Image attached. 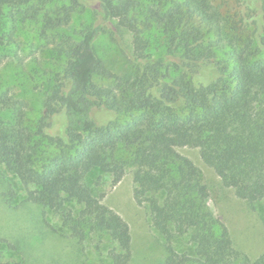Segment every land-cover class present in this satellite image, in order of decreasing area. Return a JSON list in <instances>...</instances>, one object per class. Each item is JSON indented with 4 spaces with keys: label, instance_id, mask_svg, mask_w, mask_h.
<instances>
[{
    "label": "trees",
    "instance_id": "1",
    "mask_svg": "<svg viewBox=\"0 0 264 264\" xmlns=\"http://www.w3.org/2000/svg\"><path fill=\"white\" fill-rule=\"evenodd\" d=\"M234 1L245 9L238 21L215 0H0V27L37 23L42 48L63 60L34 126L29 104L0 90V166L76 241L108 237V264L131 263L132 235L86 184L93 169L112 187L132 171L134 199L164 239L159 264H264V253L250 259L236 248L202 170L180 151L197 149L239 199L264 201V0ZM152 29L165 38L156 56L144 37ZM117 31L132 36L129 73H116L100 44ZM101 108L115 115L106 124L94 117ZM3 197L14 207L12 187ZM186 236L191 255L174 246Z\"/></svg>",
    "mask_w": 264,
    "mask_h": 264
},
{
    "label": "rangeland",
    "instance_id": "2",
    "mask_svg": "<svg viewBox=\"0 0 264 264\" xmlns=\"http://www.w3.org/2000/svg\"><path fill=\"white\" fill-rule=\"evenodd\" d=\"M215 3L221 4L227 13L236 15L234 19L237 21L245 10L234 0H215ZM144 9L138 10V18H146ZM14 29L15 40L0 44V55L4 58L0 70V90L15 93L29 104L28 120L34 126L43 112V90L52 77L61 73L63 60L42 48L37 23L28 21L16 25L6 18L0 27V35L9 34ZM107 35L106 38L103 36L100 44L106 52L109 50V56L114 59V71H134L135 64L130 56L133 48L131 34L117 31L115 39ZM144 37L149 40L150 54L164 53L165 38L160 31L152 29L145 32ZM94 117L99 124H106L115 115L101 108ZM180 151L202 170L203 180L210 190L208 202L214 213L225 221L236 248L250 259L263 254L264 201L250 205L239 199L232 189L222 186L216 173L202 161L197 149L182 148ZM111 180L109 174L93 169L86 177V184L97 197L104 195L103 203L129 224L132 235L130 264H159L166 256L164 239L152 227L148 209L138 206L134 199L132 171H128L115 187L111 186ZM11 187L17 193L14 207L7 205L3 197V193ZM113 245L106 236L102 240L95 236L85 242L73 239L52 211L28 202L22 183L12 172L0 166V258L3 261L22 264H108V252ZM174 246L179 253H194L195 245L190 242L189 236L177 238Z\"/></svg>",
    "mask_w": 264,
    "mask_h": 264
}]
</instances>
